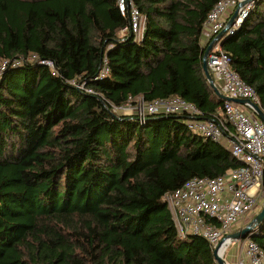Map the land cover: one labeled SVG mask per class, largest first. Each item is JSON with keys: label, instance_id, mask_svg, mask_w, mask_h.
<instances>
[{"label": "trees", "instance_id": "obj_1", "mask_svg": "<svg viewBox=\"0 0 264 264\" xmlns=\"http://www.w3.org/2000/svg\"><path fill=\"white\" fill-rule=\"evenodd\" d=\"M219 1L134 0L135 40L118 0H0V264H217L206 239L178 236L164 195L239 167L231 150L185 114L113 108L180 96L220 118L203 71ZM220 39L264 108V0ZM251 237L264 250V225Z\"/></svg>", "mask_w": 264, "mask_h": 264}, {"label": "built area", "instance_id": "obj_2", "mask_svg": "<svg viewBox=\"0 0 264 264\" xmlns=\"http://www.w3.org/2000/svg\"><path fill=\"white\" fill-rule=\"evenodd\" d=\"M239 2L241 0H220L204 23L203 35L206 41L211 43L215 40L208 55V67L229 96L248 98L260 103L254 87L246 83L231 68V57L222 49L217 39L228 25L226 14L230 8L237 7ZM118 7L123 15H126L127 11L130 12L132 35L135 40H141L146 30V16L141 13L134 0H118ZM248 13L246 16L249 15ZM41 63L53 68L52 62L41 61ZM20 65H22L21 61L12 64L13 67ZM7 67L8 61L0 65V76ZM108 72L109 67L106 65L97 79H103ZM53 73L57 74L55 69ZM72 83L86 92L95 93L85 82ZM113 110L134 112L142 122L148 115L185 114L186 124L192 132L218 143L222 140L228 142L233 157L240 164L239 167L216 177L195 176L181 188L164 195V201L180 238L200 236L207 240L211 248L220 245L221 254L226 253L228 246L233 245L234 242L229 238L230 233L242 218L253 212L259 198L256 195L263 188L264 122L255 114L253 107L248 109L226 101L223 107L225 121L218 116L204 117L201 108L180 96L153 101H146L143 97L130 98L125 105L114 106ZM257 232L258 230L252 234ZM241 242L244 255L241 257L239 255L236 264H264V250L255 240L248 237Z\"/></svg>", "mask_w": 264, "mask_h": 264}, {"label": "rangeland", "instance_id": "obj_3", "mask_svg": "<svg viewBox=\"0 0 264 264\" xmlns=\"http://www.w3.org/2000/svg\"><path fill=\"white\" fill-rule=\"evenodd\" d=\"M255 6V1L253 0H241V2H239V4L237 5V7H234V8H230L228 13L226 14V19H227V26H226V32L225 34L223 35V37L227 36V35H230L232 34L233 32H235L236 30H238L242 24L244 23V20L245 18L247 17L246 16V13H249L252 11V9L254 8ZM247 11V12H246ZM236 13V17L234 18V20L230 23L229 25V22L230 20L232 19V17L234 16V14ZM246 16V17H245ZM225 17V15H224ZM233 30V32H232ZM219 43L222 47V41L221 39L219 40ZM23 65V64H22ZM13 67V66H12ZM8 69L6 68L3 72V74L7 71ZM212 74V73H211ZM213 79H214V82L215 84L217 85V87L219 88V90L221 92H223L224 94L228 95L224 90H223V87L222 85L220 84V81L215 77V75H213ZM211 86V85H210ZM212 87V86H211ZM213 88V87H212ZM214 90V88H213ZM215 91V90H214ZM216 93V92H215ZM217 95V94H216ZM218 96V95H217ZM219 97V96H218ZM259 97V96H258ZM223 99V98H221ZM243 99H248V98H243ZM250 100V99H249ZM260 100V98H259ZM226 101H231V100H226V99H223V105L222 107H220V119L221 120H224L225 121V116H224V113H223V107H224V104ZM252 101V100H251ZM235 104H238V105H241V106H245V107H248V109L251 108V104L250 103H247V104H241V103H236L234 101H231ZM254 104L262 107V104H261V101L260 103H256L254 101H252ZM130 105V104H129ZM128 105V106H129ZM128 106H126V108H128ZM253 107V106H252ZM263 108V107H262ZM254 109V107H253ZM264 109V108H263ZM131 112V111H129ZM254 112L255 114L259 117V115L257 114L256 110L254 109ZM117 113H121V112H117ZM259 119L264 122L260 117ZM221 143H224L226 146H228V142H226V140H222ZM229 148V146H228ZM256 196H259L258 198V201H257V205L255 207V209L253 210V212L247 216L246 218H242L241 221L235 226V228L233 229L232 233L233 232H236L238 230H240L241 228L245 227L247 224H249L254 218L255 216L262 210L263 206H264V181H263V188H261L258 192V195ZM254 231H257V230H254ZM259 231V230H258ZM231 234V233H230ZM252 233H250L247 237L245 238H252ZM245 238L243 239H240L238 241H234L233 242V245L231 244L230 246H228L227 248V251L226 253H224L223 255L221 254V251L219 250V254L224 257L228 262H230V264H236V261H237V258L239 257L238 253L240 254V257L244 255V247L242 245V242L243 240H245ZM220 246V245H219ZM218 248V247H217ZM216 249V248H214ZM214 249L212 248V250L214 251ZM237 254V257H235V259L233 258V256Z\"/></svg>", "mask_w": 264, "mask_h": 264}, {"label": "water", "instance_id": "obj_4", "mask_svg": "<svg viewBox=\"0 0 264 264\" xmlns=\"http://www.w3.org/2000/svg\"><path fill=\"white\" fill-rule=\"evenodd\" d=\"M253 1H255V0H253ZM235 17H236V13L234 14L232 19L230 20L229 25L234 20ZM226 29H224L219 34L217 39H219L220 37H222L225 34ZM214 43H215V40H213L208 45V47L205 50L204 57H203V71H204V74L206 75V77L208 79V82L214 88L216 94L220 98H223V99H226V100H231V101H234L236 103H241V104L250 103L254 107V109L256 110V112L259 115V117L264 121V109L262 107L254 104L249 99L233 98V97H231L229 95H226L223 92H221L219 90V88L217 87V85L215 84L213 76H212V74H211V72L209 70V67H208V55H209V52L211 51ZM263 225H264V206H263L262 210L255 216V218L249 224H247L245 227L241 228L240 230L231 233L229 235V238H230L231 241H238L240 239H243V238L247 237L250 233H253L254 230H260ZM219 249H220V246L218 248L214 249V251H213V255H214V258H215L217 264H229L228 261L219 254Z\"/></svg>", "mask_w": 264, "mask_h": 264}, {"label": "crops", "instance_id": "obj_5", "mask_svg": "<svg viewBox=\"0 0 264 264\" xmlns=\"http://www.w3.org/2000/svg\"><path fill=\"white\" fill-rule=\"evenodd\" d=\"M206 40V38L204 37V41ZM220 84H221V82H220ZM222 85V84H221ZM238 255H240L239 253H238ZM235 257H237V254H235L234 256H233V258L235 259Z\"/></svg>", "mask_w": 264, "mask_h": 264}]
</instances>
